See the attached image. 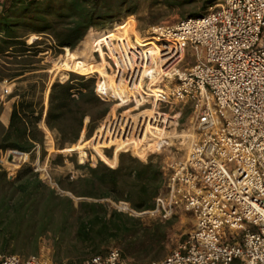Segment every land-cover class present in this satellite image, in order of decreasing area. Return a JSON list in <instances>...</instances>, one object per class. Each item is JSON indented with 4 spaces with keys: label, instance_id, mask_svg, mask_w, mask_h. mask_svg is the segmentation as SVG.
Instances as JSON below:
<instances>
[{
    "label": "built area",
    "instance_id": "2783aa9c",
    "mask_svg": "<svg viewBox=\"0 0 264 264\" xmlns=\"http://www.w3.org/2000/svg\"><path fill=\"white\" fill-rule=\"evenodd\" d=\"M123 19L99 47L104 74L96 72L93 91L111 102L99 128L135 140L142 157L130 146L118 153L151 157L161 188L152 208L119 209L159 222L192 218L173 249L141 264H264V0H215L201 15L146 35L132 14ZM0 264L51 262L10 253ZM80 264L132 263L111 245Z\"/></svg>",
    "mask_w": 264,
    "mask_h": 264
},
{
    "label": "trees",
    "instance_id": "16d2710c",
    "mask_svg": "<svg viewBox=\"0 0 264 264\" xmlns=\"http://www.w3.org/2000/svg\"><path fill=\"white\" fill-rule=\"evenodd\" d=\"M137 1H0V81L16 83L6 96L14 99L6 125L0 122V152L28 153L39 146L43 155L41 121L57 149L85 141H77L83 128L84 136H90L111 105L110 100L94 93L95 78L85 76L103 68L99 57L93 55L96 51L99 55L96 41L124 26V19H120L136 11ZM157 1L173 7L188 0H152V3ZM214 3L215 0H202L200 10L186 16H199ZM114 22L118 23L113 29L101 33ZM145 23L152 24L153 20L147 18ZM29 34L41 37L27 43ZM61 47L77 54L73 66L78 74L68 72L64 81H52L44 105L48 77L42 71L45 65L39 64L42 60L39 54ZM48 138L47 135V146ZM90 150L91 159L98 157L110 167L100 160L93 166L75 164L82 173L54 179L66 195L46 186L28 165L20 166L11 179H7L0 167V257L16 254L22 245L35 252L38 238L47 231L52 235V264H80L91 255L104 253L111 243L118 244L121 257L132 264L163 256L167 227L175 216L163 222L145 223L138 216L109 207L104 201L125 202L136 212L152 208L153 198L161 188L157 164L151 157L142 162L128 152L117 155L116 147L112 154L106 149L104 153L100 149ZM131 151L142 157L141 153ZM54 157L61 161L60 154Z\"/></svg>",
    "mask_w": 264,
    "mask_h": 264
},
{
    "label": "rangeland",
    "instance_id": "374dc122",
    "mask_svg": "<svg viewBox=\"0 0 264 264\" xmlns=\"http://www.w3.org/2000/svg\"><path fill=\"white\" fill-rule=\"evenodd\" d=\"M202 0H188L185 3H182L181 5H175L169 6L161 1H157L156 3H152V0H138V7L134 13H132L134 20H135V30L138 31L141 35H146L147 30L153 25L156 24H165V25H173L178 19L187 17L186 14L189 12H196L200 10V4ZM130 15V14H128ZM125 17V16H124ZM123 17V18H124ZM147 18L150 20H153L152 24H146ZM124 28V26L119 27L116 30V33H119L120 30ZM115 33V32H114ZM114 33H111V36H114ZM134 35L137 36V33L134 32ZM41 36L35 35V34H29L26 37V42L30 43L32 40L36 38H40ZM49 39V38H48ZM48 39L45 38V40L48 41ZM79 43V42H78ZM76 47V46H75ZM74 47V48H75ZM64 48L67 47H61L59 50H51L46 52H41L39 54L42 55V60L39 64H44L45 69H43V72H46L48 80L46 83V86L44 88L45 93L43 92V103L46 105L47 100V88L49 84L54 81H64L67 78L68 72H74L69 70L66 65L69 62L73 63V57L76 56V53H68ZM69 49V48H67ZM70 50V49H69ZM95 58L101 61L100 55L97 57V53L93 54ZM185 59L188 61L190 59V56L188 53L185 54ZM103 64V63H102ZM101 70L98 71L100 74L103 73V68H100ZM38 72V71H35ZM76 73V72H74ZM78 74V73H76ZM82 75V74H81ZM89 76L96 77L97 73L90 74ZM14 81H0V104H1V111L0 114L3 112V109H7V106L10 107L11 102L14 98L6 99V96L11 92L13 87L15 86ZM46 89V90H45ZM45 96V99H44ZM45 107V106H44ZM187 116V111L185 110L182 115V120ZM86 122V119L84 120ZM101 120L97 123L95 128L92 130L90 136L87 138L84 136V128L82 129L79 138L83 139V143H87L91 137H93L95 130L99 128ZM42 125L45 127L44 123ZM40 126V122H39ZM41 127V126H40ZM42 128V127H41ZM46 128V127H45ZM44 131V139L42 143V149L44 151V154L42 155L39 149V146H35V148L25 154H20L19 152L12 151V150H6L4 152H0V167L4 169L6 173V177H10V179L15 175L18 168L22 165H28L31 167L32 172H35L37 177L46 185L51 188H54L56 193L60 195H66L68 194L65 191L60 190L54 183V179L58 176L68 175L70 178L75 177L82 173L80 169L75 168V164H82V163H88L90 166L95 165V163L100 160L98 157H94L91 159V155L93 154L92 151L89 148H85V152L87 154V158L84 159L82 162H79V158L77 155V152L75 151L76 146H65L62 149H57L54 145V141L52 138L51 133L46 128L47 132L42 128ZM46 134H48L49 138L51 139V142L49 141V146L46 145ZM46 145V146H45ZM110 150L111 154L114 149V147H105L104 150ZM54 154H60L61 155V161L57 162V159L54 157ZM118 155V152H117ZM117 155H116V164L117 165ZM102 161V160H100ZM103 162V161H102ZM105 165H107L105 162H103ZM108 166V165H107ZM115 166L111 167L114 168ZM110 167V166H108ZM34 168H39L40 171H34ZM74 200H76L74 198ZM104 201L108 204L109 207H113L117 210H120V202H113L109 199H104ZM122 211V210H120ZM141 221L147 223L150 221H154L150 218H147L146 216H140L139 217ZM192 227V218L188 214H178L175 215V218L173 219L172 223L167 227V239L165 244V251L164 255H166L171 249H173L177 243L183 238L184 234L190 230ZM51 232L47 231L43 235H41L38 238L37 242V249L34 252L29 246L22 245L18 247L19 252L16 254L18 255H27V254H39L44 258H47L51 264V254H52V238H51ZM114 245L119 248V245L116 243H111L109 246ZM162 256V257H163ZM161 257V258H162ZM127 262H132L129 259H125Z\"/></svg>",
    "mask_w": 264,
    "mask_h": 264
},
{
    "label": "bare ground",
    "instance_id": "6f19581e",
    "mask_svg": "<svg viewBox=\"0 0 264 264\" xmlns=\"http://www.w3.org/2000/svg\"><path fill=\"white\" fill-rule=\"evenodd\" d=\"M103 34L102 36H100V38L96 41V45L99 49L101 43L106 40V37H112L111 34L107 33V35ZM118 33H114V36H117ZM113 36V37H114ZM99 55H100V58H101V61L99 62H102L104 64V60H103V55H102V52L100 51L99 49ZM66 67L71 70V71H74V66H73V63L72 62H69ZM48 90V89H47ZM171 118V117H169ZM168 118L165 117V116H162V122H168ZM42 121H41V126L43 127V129L47 132L46 128L42 125ZM48 134H46L47 136ZM169 136L170 137H174L176 136L175 135V132L171 129L169 131ZM119 149V148H127V147H131L130 149H133L134 151L138 152V153H141L142 154V150L143 148H141V146L138 145V143L131 139V138H127V139H124L122 141H120L119 139L115 138L113 135H110L108 136L107 138V135L103 134V130L101 128H97L95 130V133L93 135V137L90 138V140L85 144V143H78L76 145V148H75V151L77 152V155H78V158H79V162L83 161L84 159L87 158V154L85 152V148H89V149H96V150H102L103 148L105 147H110L111 145H113ZM46 146V145H45Z\"/></svg>",
    "mask_w": 264,
    "mask_h": 264
},
{
    "label": "crops",
    "instance_id": "0c3cea01",
    "mask_svg": "<svg viewBox=\"0 0 264 264\" xmlns=\"http://www.w3.org/2000/svg\"><path fill=\"white\" fill-rule=\"evenodd\" d=\"M9 111H10V107L7 106V109H5V110L3 109V112L0 114V122L3 125H6V123H7ZM48 140L51 142L50 138H48Z\"/></svg>",
    "mask_w": 264,
    "mask_h": 264
},
{
    "label": "water",
    "instance_id": "95a60500",
    "mask_svg": "<svg viewBox=\"0 0 264 264\" xmlns=\"http://www.w3.org/2000/svg\"><path fill=\"white\" fill-rule=\"evenodd\" d=\"M50 85V84H49ZM48 90H49V86H48ZM48 90H47V93H48ZM43 122V121H42ZM8 179H10V177H8ZM75 199H80V198H75Z\"/></svg>",
    "mask_w": 264,
    "mask_h": 264
}]
</instances>
